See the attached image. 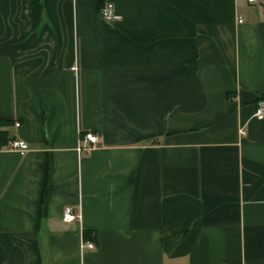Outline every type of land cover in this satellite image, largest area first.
<instances>
[{
    "label": "crops",
    "instance_id": "0c3cea01",
    "mask_svg": "<svg viewBox=\"0 0 264 264\" xmlns=\"http://www.w3.org/2000/svg\"><path fill=\"white\" fill-rule=\"evenodd\" d=\"M98 1L0 0V264H264V0Z\"/></svg>",
    "mask_w": 264,
    "mask_h": 264
},
{
    "label": "built area",
    "instance_id": "2783aa9c",
    "mask_svg": "<svg viewBox=\"0 0 264 264\" xmlns=\"http://www.w3.org/2000/svg\"><path fill=\"white\" fill-rule=\"evenodd\" d=\"M250 4H257L260 2V0H247ZM100 13L104 18L108 21L114 22V20H118L120 17L115 13V6L114 3H110L107 1H104L103 6L100 7ZM255 117L262 118L264 117V100H261L256 109H255ZM101 140L100 134L97 132H93L91 130H88L87 132H81L80 134V142H79V151L81 154H87L91 153V151L96 147V145L99 144ZM10 148L14 150H18L21 153H25L29 149V145L27 142L16 139L13 140L10 144ZM63 218L66 221L74 222L77 219L80 218V213L75 212V208L73 206H66L63 211ZM85 246L89 249L96 248L95 243L93 241L85 243Z\"/></svg>",
    "mask_w": 264,
    "mask_h": 264
},
{
    "label": "trees",
    "instance_id": "16d2710c",
    "mask_svg": "<svg viewBox=\"0 0 264 264\" xmlns=\"http://www.w3.org/2000/svg\"><path fill=\"white\" fill-rule=\"evenodd\" d=\"M98 2L100 4V7L103 6L104 0H99ZM13 125H14V121L12 120H7L3 118L0 119V149L8 148V147L10 148V144L14 139L9 134L8 129ZM43 191H44L43 200L45 202L48 195V178L46 180V184ZM83 233L85 240H91L92 238L91 232L84 231Z\"/></svg>",
    "mask_w": 264,
    "mask_h": 264
}]
</instances>
